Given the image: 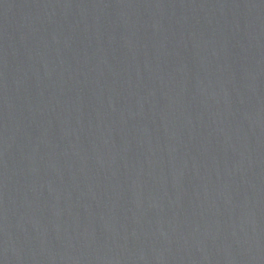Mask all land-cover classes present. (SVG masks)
<instances>
[{"label":"water","instance_id":"1","mask_svg":"<svg viewBox=\"0 0 264 264\" xmlns=\"http://www.w3.org/2000/svg\"><path fill=\"white\" fill-rule=\"evenodd\" d=\"M0 264H264V0H0Z\"/></svg>","mask_w":264,"mask_h":264}]
</instances>
